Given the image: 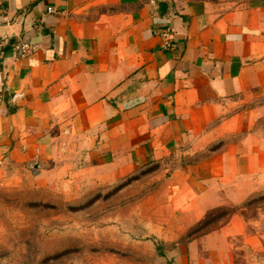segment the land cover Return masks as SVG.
<instances>
[{"label":"crops","instance_id":"crops-1","mask_svg":"<svg viewBox=\"0 0 264 264\" xmlns=\"http://www.w3.org/2000/svg\"><path fill=\"white\" fill-rule=\"evenodd\" d=\"M0 38L5 184L160 164L188 234L154 264H238L221 229L195 226L261 161L264 0H0ZM22 42L35 47L17 57Z\"/></svg>","mask_w":264,"mask_h":264},{"label":"rangeland","instance_id":"rangeland-1","mask_svg":"<svg viewBox=\"0 0 264 264\" xmlns=\"http://www.w3.org/2000/svg\"><path fill=\"white\" fill-rule=\"evenodd\" d=\"M250 137L260 164L217 186L220 198L195 226L223 231L227 263L264 264V99ZM20 175L14 184L0 175V264H154L188 234L178 231L186 220L171 209L160 164L106 184L65 177L53 186Z\"/></svg>","mask_w":264,"mask_h":264},{"label":"built area","instance_id":"built-area-1","mask_svg":"<svg viewBox=\"0 0 264 264\" xmlns=\"http://www.w3.org/2000/svg\"><path fill=\"white\" fill-rule=\"evenodd\" d=\"M1 42V38H0ZM167 44V43H166ZM35 46L29 44V43H18L14 46L15 53L17 57H25L26 55L30 54Z\"/></svg>","mask_w":264,"mask_h":264}]
</instances>
